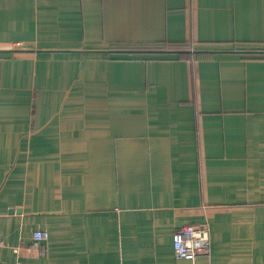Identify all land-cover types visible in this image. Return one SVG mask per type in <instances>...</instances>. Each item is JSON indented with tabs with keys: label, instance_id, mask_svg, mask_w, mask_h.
<instances>
[{
	"label": "crops",
	"instance_id": "0c3cea01",
	"mask_svg": "<svg viewBox=\"0 0 264 264\" xmlns=\"http://www.w3.org/2000/svg\"><path fill=\"white\" fill-rule=\"evenodd\" d=\"M254 48L264 0H0V264H264Z\"/></svg>",
	"mask_w": 264,
	"mask_h": 264
},
{
	"label": "built area",
	"instance_id": "2783aa9c",
	"mask_svg": "<svg viewBox=\"0 0 264 264\" xmlns=\"http://www.w3.org/2000/svg\"><path fill=\"white\" fill-rule=\"evenodd\" d=\"M33 239L36 242L43 241L46 233L34 231ZM210 243V232L206 225L184 224L177 227L172 234V250L176 259L193 260L200 253L208 251ZM1 246L3 243L0 241Z\"/></svg>",
	"mask_w": 264,
	"mask_h": 264
},
{
	"label": "trees",
	"instance_id": "16d2710c",
	"mask_svg": "<svg viewBox=\"0 0 264 264\" xmlns=\"http://www.w3.org/2000/svg\"><path fill=\"white\" fill-rule=\"evenodd\" d=\"M114 51L128 53V54H178L179 56H186L190 52V48L181 47L175 44H165V45H139V46H124V47H114ZM252 55H264L263 48H254L248 51Z\"/></svg>",
	"mask_w": 264,
	"mask_h": 264
}]
</instances>
